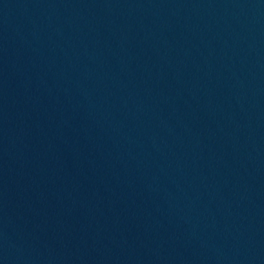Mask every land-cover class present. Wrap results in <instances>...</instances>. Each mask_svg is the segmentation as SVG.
<instances>
[{
    "label": "water",
    "instance_id": "1",
    "mask_svg": "<svg viewBox=\"0 0 264 264\" xmlns=\"http://www.w3.org/2000/svg\"><path fill=\"white\" fill-rule=\"evenodd\" d=\"M0 264H264V0H0Z\"/></svg>",
    "mask_w": 264,
    "mask_h": 264
}]
</instances>
